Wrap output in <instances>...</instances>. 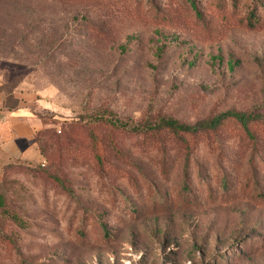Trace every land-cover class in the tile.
I'll use <instances>...</instances> for the list:
<instances>
[{
	"label": "rangeland",
	"instance_id": "1",
	"mask_svg": "<svg viewBox=\"0 0 264 264\" xmlns=\"http://www.w3.org/2000/svg\"><path fill=\"white\" fill-rule=\"evenodd\" d=\"M189 1L0 0L5 87L45 122L0 161V264H264V116L257 146L150 127L264 111V0L249 26L253 0Z\"/></svg>",
	"mask_w": 264,
	"mask_h": 264
},
{
	"label": "trees",
	"instance_id": "2",
	"mask_svg": "<svg viewBox=\"0 0 264 264\" xmlns=\"http://www.w3.org/2000/svg\"><path fill=\"white\" fill-rule=\"evenodd\" d=\"M190 7L194 8V3L192 0L189 1ZM236 4V1L234 2ZM257 7V0H253L251 5L247 7L244 15L240 17V21L246 25H253L255 20L254 8ZM262 113V114H261ZM260 116H264V111L260 112L253 109L244 111L236 110L233 108H226L224 110L218 111L215 114L198 118L192 123L181 122L177 118L169 116H160L156 121H153V125L150 126L154 129H166L175 131L177 137L183 140V134L186 135H196L197 133L205 132V138L210 139L211 134L224 133H237L241 140H246L253 146H257L260 143L258 138L260 136L259 124L262 122ZM130 129L136 128L135 125H131ZM37 131L35 135V140L37 142ZM38 144V143H37ZM186 145V140H184ZM38 146V145H37ZM43 165V164H42ZM2 204V199L0 198V205ZM17 222H22L17 215H11Z\"/></svg>",
	"mask_w": 264,
	"mask_h": 264
},
{
	"label": "crops",
	"instance_id": "3",
	"mask_svg": "<svg viewBox=\"0 0 264 264\" xmlns=\"http://www.w3.org/2000/svg\"><path fill=\"white\" fill-rule=\"evenodd\" d=\"M44 124L32 102L6 89L4 71L0 67V161L39 160L35 135Z\"/></svg>",
	"mask_w": 264,
	"mask_h": 264
}]
</instances>
